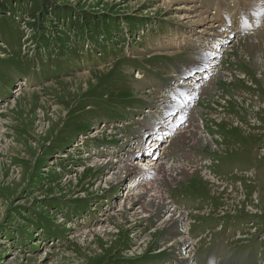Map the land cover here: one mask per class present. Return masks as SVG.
Instances as JSON below:
<instances>
[{
    "label": "rangeland",
    "instance_id": "rangeland-1",
    "mask_svg": "<svg viewBox=\"0 0 264 264\" xmlns=\"http://www.w3.org/2000/svg\"><path fill=\"white\" fill-rule=\"evenodd\" d=\"M34 1L20 0L13 3V11L0 14V264H193L195 254V264H233L237 247L223 256L218 251L216 257L223 243L197 244L194 238L198 222L221 218L264 230V157L257 153L264 141V103H232L240 99L236 87L264 99V0H197L188 5L200 7L214 24L229 28L225 41H230L226 45L231 52L222 61L224 73L203 92L207 100L212 95L210 104L202 105L208 132L220 138L222 147H196L193 140L185 146L218 161L211 171L256 167L257 173L242 174L218 187L196 174L177 188L168 185L179 210L174 212L176 220L190 225L189 238L181 239L176 233L179 224L165 227L161 219L172 205L165 204L153 216L133 218L139 204L146 203L145 193L137 198L143 185L123 193L115 190L129 171L111 180L118 168L92 157L105 148L91 146L115 134L102 132L100 122L126 120L131 107L145 110L151 98L142 94L144 89L161 88L172 74L181 77L196 60L207 58L206 52L171 48L207 34L196 28L198 33L188 36L195 24L179 21V15H185L177 9L181 3L168 0H43L52 9L47 7L45 15L36 18L46 25L38 34L26 12ZM87 14L110 18L109 35L83 29ZM214 29L212 36H223V29ZM60 33L65 36L57 43ZM227 66L234 74L243 69L250 81L230 83ZM82 76L89 82L76 80ZM26 94L29 101L15 104ZM182 139L169 151L186 155ZM199 198L204 202L194 206ZM177 203L187 205L179 208ZM199 210L212 217L193 216ZM186 245L194 255L189 263L182 259L187 253L180 252ZM238 250L242 264H257L256 250Z\"/></svg>",
    "mask_w": 264,
    "mask_h": 264
},
{
    "label": "bare ground",
    "instance_id": "bare-ground-1",
    "mask_svg": "<svg viewBox=\"0 0 264 264\" xmlns=\"http://www.w3.org/2000/svg\"><path fill=\"white\" fill-rule=\"evenodd\" d=\"M197 0H168V2L167 3H181V5L179 6V8H177L178 10H181V11H183L184 13H185V15H183V16H181V15H179V21L181 20V21H186V23L184 22V24H187V25H189V26H192V25H194L195 26V28H194V30H193V32H189V35L188 36H193L194 35V33L196 34V33H198V32H196L197 30H196V28H199V29H202L203 30V32H205L207 35H204V34H202L201 36H211L210 38H208V39H202L201 37H197V38H195V37H193V38H195V39H193L192 41H185V40H181L180 42H178V44H174L171 48L172 49H174V50H180V48H182V47H184V48H188L189 50H192V51H195V49H207L208 47H209V45H218V44H220V43H218V40L217 39H214L213 40V30H215L214 28H220V25H218V24H214L213 22H212V19L210 18V19H208V17L206 16V13L205 12H201L200 10H199V8H198V6H192V7H190V6H188L189 4H191V3H193V2H196ZM246 1V0H245ZM244 1V2H245ZM250 1V0H249ZM248 2V1H247ZM251 2V1H250ZM194 4V3H193ZM249 4V3H248ZM168 5V4H167ZM250 5V4H249ZM252 5V4H251ZM263 6H264V4H263ZM177 10V11H178ZM256 13V12H255ZM191 14H193V16H191ZM264 15V14H263ZM256 16V15H255ZM261 16V15H260ZM257 17V16H256ZM218 20V19H217ZM224 23V22H223ZM208 24H210L209 26H208ZM226 24V23H225ZM224 26V25H223ZM206 27H208V28H206ZM205 28V29H204ZM209 29V30H208ZM205 30H208V32H206ZM218 32L217 33H220L219 31H220V29H216ZM209 32H211V33H209ZM227 32H228V30H226V29H223V32L221 33V35H223V36H215V38L216 37H218L219 39H221V40H223V39H226V38H228V37H230V35H231V33L230 34H228L227 35ZM238 32V31H237ZM188 33V32H187ZM226 33V34H225ZM215 34V33H214ZM234 34H237V33H234ZM219 35V34H218ZM233 35V34H232ZM196 36V35H195ZM259 36V35H258ZM228 40V39H227ZM233 40V39H232ZM206 43V44H204V45H201L202 43ZM210 42V43H209ZM259 42V41H258ZM226 44H228V43H225V42H223V45L225 46ZM187 49V50H188ZM177 53V52H176ZM202 54V53H201ZM263 68V67H262ZM78 82H80V81H82V80H84L86 83L87 82H89V80H87V79H84V76H82V77H78L77 79H76ZM71 81V82H68V83H70V84H76L77 83V81ZM86 88V87H85ZM16 92V91H15ZM22 96V97H21ZM27 96V94L26 95H20L19 97H17V99L16 100H14V102H15V104H18V103H23V101H29V99L28 98H30V96L28 97H26ZM26 97V98H25ZM57 111V110H56ZM169 111H167V110H163L162 109V113L163 114H166L167 115V113H168ZM55 119V118H54ZM40 122V121H39ZM38 127L41 129V130H43V127H42V125H40V124H38ZM51 127V126H50ZM199 136V135H198ZM3 138V137H2ZM188 141V140H187ZM180 142V141H179ZM187 144H189V143H187ZM186 144V145H187ZM206 144H209V140L208 139H206ZM193 145L194 146H196V147H198L199 145H204V144H202L201 142H199L198 141V139H197V141H195V140H193ZM196 147H194V148H196ZM13 149V148H12ZM96 149V148H95ZM105 150V149H104ZM93 157V156H92ZM93 159V158H92ZM92 161V160H91ZM168 161V160H167ZM1 163V162H0ZM92 166V165H91ZM105 166H106V164H105ZM94 167V166H93ZM108 167V166H107ZM118 168V167H117ZM105 169V168H104ZM114 169V168H113ZM113 169H111V171L113 170ZM107 172V171H106ZM127 173H128V169L126 168V167H121V168H118L115 172H113V174H112V176H111V180H117V178L118 179H121V178H123V177H125L126 175H127ZM107 175V174H106ZM194 174H192V173H184V177H183V180H177V182L178 181H185L186 179H188V178H190V177H192ZM10 179L12 180L13 179V176H11L10 177ZM207 180V179H206ZM106 181V180H105ZM109 181V180H108ZM159 184H158V180L156 179V181H154L153 183H151V184H149V185H145V186H143V192L142 193H139L138 195V199H141V197L144 195V193H145V198H147V201H146V203H140L139 205V208H136L138 211H136L134 214V216H133V218H136V216H139V215H144V217H146L147 215H149V216H153L154 214H156L157 212H159V211H161V210H163L164 208H163V206H164V203L163 202H165V201H167V199L166 198H164L161 194H159V193H154L153 191H150L152 188H156L157 186H158ZM107 187V186H106ZM140 188V187H139ZM138 188V189H139ZM141 192V191H140ZM137 196V195H136ZM136 196H135V199H136ZM127 197V196H126ZM128 199V198H127ZM133 198L131 197L130 199H129V201L130 202H133ZM137 200V199H136ZM140 201V200H139ZM141 202V201H140ZM166 206V205H165ZM170 206V205H169ZM121 207V206H120ZM121 209V208H120ZM170 209V208H169ZM175 208H172L171 207V209L169 210V215H168V218H166V219H164V223L166 224L165 225V227L166 226H171L172 224H176V225H180V220H176L177 219V217H175L174 215H175V213H173V212H175ZM135 211V210H134ZM166 211V210H165ZM179 215H180V217L182 218V220L184 219H186V217L184 216V214H182L181 212H179ZM179 218V217H178ZM139 220V219H138ZM169 221V222H168ZM182 223H185V221H182ZM181 223V224H182ZM103 227V226H102ZM160 228V227H159ZM163 228H164V224H163ZM108 230V229H107ZM175 232V231H174ZM176 232L178 233L179 232V230H177L176 229ZM174 240V239H173ZM175 241H177V240H175ZM179 242H181L180 240H179ZM184 242H185V240H184ZM171 247H172V245H171ZM177 247V246H176ZM190 257H192L190 254L186 257V259L187 258H190ZM229 257V256H228ZM229 260V259H228ZM181 262V261H180ZM181 264V263H180Z\"/></svg>",
    "mask_w": 264,
    "mask_h": 264
},
{
    "label": "trees",
    "instance_id": "trees-1",
    "mask_svg": "<svg viewBox=\"0 0 264 264\" xmlns=\"http://www.w3.org/2000/svg\"><path fill=\"white\" fill-rule=\"evenodd\" d=\"M1 1V0H0ZM20 0H2V2L0 3V14H6L9 13L11 11L14 10L13 7V3H17ZM12 3V5H11ZM49 1L44 2L43 0H35L32 3V6L30 7L31 9L27 10V14L30 16V19L33 21L34 26L37 28V30L39 31L38 34H43V30L46 28L44 25V19L40 22V23H36V18L41 17L43 15H45V9L51 8ZM52 9V8H51ZM102 14L101 15H90L87 14L86 16L82 17L83 21V29H87L88 31H90L91 33H95V32H106L109 33V29H108V24L111 21V19L109 18V20H105L104 18H102ZM77 23V21H76ZM76 26V24H75ZM33 28V27H32ZM35 29V28H33ZM79 31L81 32L82 29ZM92 33V35H93ZM61 36V38H60ZM65 33H60L57 36H55V42L59 43L60 39H64ZM35 42L39 43V40H35ZM38 45V44H37ZM40 46V45H39ZM44 47V46H43ZM128 60V59H127Z\"/></svg>",
    "mask_w": 264,
    "mask_h": 264
},
{
    "label": "crops",
    "instance_id": "crops-1",
    "mask_svg": "<svg viewBox=\"0 0 264 264\" xmlns=\"http://www.w3.org/2000/svg\"><path fill=\"white\" fill-rule=\"evenodd\" d=\"M225 238L226 237L224 235H217L215 237L214 241L218 240V242L221 244L223 242V240H225ZM227 247L228 248L229 247H240V245L237 244V243H232V244H229V246H227ZM218 251L222 254V256L226 254V250L223 249V247L221 245L217 248V251L215 253L216 257H217V252ZM241 253H242V250H238V249L236 250L235 259L232 261L233 264H242V262H241ZM209 262H210V260L206 261L207 264H210Z\"/></svg>",
    "mask_w": 264,
    "mask_h": 264
},
{
    "label": "built area",
    "instance_id": "built-area-1",
    "mask_svg": "<svg viewBox=\"0 0 264 264\" xmlns=\"http://www.w3.org/2000/svg\"><path fill=\"white\" fill-rule=\"evenodd\" d=\"M155 169H157V167H156ZM166 180H167V179H166Z\"/></svg>",
    "mask_w": 264,
    "mask_h": 264
}]
</instances>
